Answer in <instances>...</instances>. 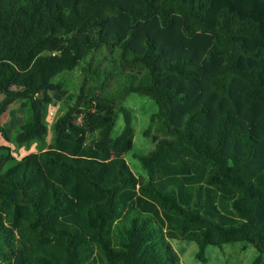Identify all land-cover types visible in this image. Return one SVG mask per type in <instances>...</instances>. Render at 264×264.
Masks as SVG:
<instances>
[{
    "label": "trees",
    "instance_id": "obj_1",
    "mask_svg": "<svg viewBox=\"0 0 264 264\" xmlns=\"http://www.w3.org/2000/svg\"><path fill=\"white\" fill-rule=\"evenodd\" d=\"M76 68L47 147L0 145V264H182L175 239L203 262L250 244L264 264V0H0V118L26 109L16 144L44 140L55 78ZM130 93L157 107L143 176L125 159Z\"/></svg>",
    "mask_w": 264,
    "mask_h": 264
},
{
    "label": "rangeland",
    "instance_id": "obj_2",
    "mask_svg": "<svg viewBox=\"0 0 264 264\" xmlns=\"http://www.w3.org/2000/svg\"><path fill=\"white\" fill-rule=\"evenodd\" d=\"M81 72L79 68H76L72 72L63 73L55 78L56 81L63 83L65 90L51 93L52 103L45 107L43 119L48 128L44 140L23 145H18L13 141L14 134L26 118V109L23 103L15 101L10 104L8 111L0 118V124L6 128L9 135V141L0 136V145L8 146L17 158L46 148L54 135L56 120L76 104L78 89L82 82ZM120 103L121 106L130 109L133 114V148L125 155V159L135 175L143 176L145 172L140 165L138 156L146 155L153 148L151 136H145L144 129L149 126L150 116L156 112L157 107L152 99L135 93L128 94ZM79 111L75 116L76 121L80 120ZM123 126V116L118 113L112 135L117 136ZM171 244L182 264H250L257 256V250L253 245L236 242L224 244L221 247L207 246L204 252L206 262H203L196 258L198 248L195 242L175 239L171 240Z\"/></svg>",
    "mask_w": 264,
    "mask_h": 264
}]
</instances>
